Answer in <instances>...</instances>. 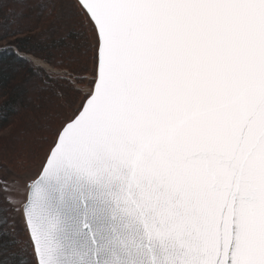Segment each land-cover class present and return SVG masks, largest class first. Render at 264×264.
<instances>
[{"label":"snow or ice","instance_id":"6c2138e0","mask_svg":"<svg viewBox=\"0 0 264 264\" xmlns=\"http://www.w3.org/2000/svg\"><path fill=\"white\" fill-rule=\"evenodd\" d=\"M57 10L68 62L16 39ZM0 41V120L57 98L0 163V264H264V0H0Z\"/></svg>","mask_w":264,"mask_h":264},{"label":"rangeland","instance_id":"374dc122","mask_svg":"<svg viewBox=\"0 0 264 264\" xmlns=\"http://www.w3.org/2000/svg\"><path fill=\"white\" fill-rule=\"evenodd\" d=\"M54 19V20H53ZM23 22H28L26 18H24ZM76 24L75 20L69 19L65 12L63 10H57L55 11L50 17H47V19L42 24V28L37 30L38 36L42 41H51L52 39H59L60 37L65 35L67 31L73 27ZM8 42V41H7ZM6 43V42H3ZM1 43V44H3ZM77 54L71 51L70 49L66 48H60L59 50L56 49L55 51V59H64L65 62L70 61L69 58H73ZM74 67L80 68L82 65H74ZM37 92L40 91H30L28 93V98L33 97ZM44 94H49V92H43ZM54 97L52 96L51 100L49 98L50 102H53ZM28 102V101H27ZM22 107L19 109L18 116H15L13 119L9 120L6 126L2 129H0V146L3 144H8L12 140H16L19 143V146H22V149L14 155L13 159H7L6 156L2 153H0V163L6 164L7 169L10 170L12 173H18L20 170L17 168L14 158L20 153L25 152L28 148L32 146L35 140L36 136V128L33 130L29 128L27 124V119L30 118L27 110ZM29 110V109H28ZM15 118H20V120H15ZM12 141V143L14 142ZM11 152V151H10ZM8 155L12 156L11 153L8 152ZM9 156V157H10ZM32 172L35 170L32 169ZM5 172L3 170H0V176L4 175ZM19 220L20 227H23V220L20 217H17Z\"/></svg>","mask_w":264,"mask_h":264},{"label":"trees","instance_id":"16d2710c","mask_svg":"<svg viewBox=\"0 0 264 264\" xmlns=\"http://www.w3.org/2000/svg\"><path fill=\"white\" fill-rule=\"evenodd\" d=\"M50 16L51 15H46L45 17H43L39 20H36L30 16H26L25 18L28 20L27 23L23 22L24 19L20 20L19 26L24 28L25 31L21 34L20 37H17L16 39H22V40L26 39L27 41H29L31 44H34L39 49L51 50L54 53V58H55L56 49L57 50L60 49V47H58V42H60L62 40V37L64 35L58 36V37H60L59 39H52L51 41H42L39 38L38 33H37V30L42 28V24L47 19V17H50ZM3 42L9 43V41L8 42L7 41H0V44ZM69 59L71 60L72 57ZM22 82H23V80L19 79V78L17 80L13 81L14 84H21ZM5 92L11 93V87L10 86L6 87ZM48 92H49V94H44L43 92H37L34 96V99H33V97L27 98L25 103H23L19 107V109L24 107L27 110V112H25V114L28 113L30 118L27 119L26 121H27L29 128H31L33 130L36 128L37 122L40 121L44 116H46L48 114L49 108H50L51 103H52L49 101V98L51 100V98L53 96L54 97L53 101H55L57 99L52 94L51 91H48ZM2 102H3V98L0 97V103H2ZM5 115L7 118L0 120V129L4 128L9 120L13 119L15 116H18V112L6 113ZM18 119L20 120V118H15V120H18ZM12 141H14V140L11 139V142H9L8 144H3L0 146L1 155L3 153L8 160L10 158L13 159L14 155L17 154L22 149V146L20 147L19 143L16 140L13 143H12ZM8 152L11 153L12 156L8 155Z\"/></svg>","mask_w":264,"mask_h":264}]
</instances>
